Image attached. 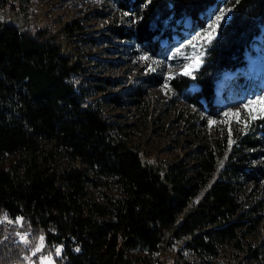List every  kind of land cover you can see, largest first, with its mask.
<instances>
[{"label": "trees", "instance_id": "16d2710c", "mask_svg": "<svg viewBox=\"0 0 264 264\" xmlns=\"http://www.w3.org/2000/svg\"><path fill=\"white\" fill-rule=\"evenodd\" d=\"M116 2L127 21L109 32L131 40L136 51L161 56L170 47L162 42L172 36L170 25L191 17L204 26L219 0ZM227 5L231 17L199 69L169 79L174 92L198 82L190 100H205L211 116L218 109L216 79L246 63L264 23V0ZM46 14L41 0H0V264H40L46 255L54 264L146 260L133 257V249L155 255L157 264H264V238L251 237L264 221V199L243 186L256 175L249 161L264 155V119L204 141L193 164L182 156L154 157L89 97L106 86L90 83L88 52L77 45L85 25L72 19L53 26ZM104 98L121 100L113 92ZM88 185L103 200L92 198ZM40 235L45 247L34 255Z\"/></svg>", "mask_w": 264, "mask_h": 264}, {"label": "rangeland", "instance_id": "374dc122", "mask_svg": "<svg viewBox=\"0 0 264 264\" xmlns=\"http://www.w3.org/2000/svg\"><path fill=\"white\" fill-rule=\"evenodd\" d=\"M41 1L42 10L47 13L45 18L51 25L60 26L72 19L85 25V33L77 36V45L88 52L83 60L87 74L94 76L90 83L106 86V89L99 90L94 87V93L89 97L100 100L102 107L127 132L130 142L154 157L176 159L182 156L193 164L203 155L201 150L204 141L244 128L251 117L243 105L264 95V72H253L247 57L250 54L251 58H264V40L259 41L257 37H254L251 47L246 51V63L228 72H221V77L216 79L215 86L217 89L220 87L221 93L215 92L214 104L218 109L214 116L209 115L205 100H202L201 105L190 100V94L200 90L198 83L192 82L183 92H174L170 86L169 79L183 74L185 66L192 64L201 52L203 61L208 45L201 47L200 42L193 38L196 33H203L221 10H229L226 11L227 19L222 23L230 19L232 9L227 5V0H219L210 6L204 15L205 24L202 27L191 26L189 17L170 25L172 36L164 37L162 42L164 45L172 42L161 56L136 51L131 40H122L109 32L111 25L127 21L116 0ZM217 31L219 34V29ZM189 41L198 46L191 47ZM151 74L157 76L154 79L156 81L147 79ZM106 78L111 79V82H107ZM139 90L141 94H138ZM112 92L120 96V103L105 100V95ZM237 110L239 117L232 115ZM13 159V156H9L6 162ZM249 166L256 175L243 180L244 189L264 199V155L259 152L258 159L250 160ZM88 188L92 198L103 200L97 189L90 185ZM105 190L117 193L108 187ZM251 237L256 242L264 238V221ZM130 254L133 257L146 256V260H139L137 264H157L156 256L145 250L133 249Z\"/></svg>", "mask_w": 264, "mask_h": 264}, {"label": "snow or ice", "instance_id": "6c2138e0", "mask_svg": "<svg viewBox=\"0 0 264 264\" xmlns=\"http://www.w3.org/2000/svg\"><path fill=\"white\" fill-rule=\"evenodd\" d=\"M147 2H151V0H147ZM226 11L229 10H221L219 15L215 17L214 20L207 26V29L204 30L203 33H196V36L193 38L194 41H199L201 47L211 45L213 41L216 39L218 35V29L220 28L221 24L223 21L227 19L226 16ZM127 15V13H126ZM210 29V31L208 30ZM189 45L193 48H196L198 45L194 43L193 41H189ZM179 51V50H178ZM203 55V52L200 53V56ZM200 56H197L194 60V62L190 65L185 66V70L183 72L184 75L186 76H192L193 70L198 69L199 66L202 64V59ZM142 59H147V57H142ZM194 78V77H193ZM245 109H248L249 116L251 117L252 120L255 119H264V95L258 96L255 99L249 100L246 104L243 105ZM225 115H229V113H225ZM233 116L239 117L240 113L239 110L236 112L232 113ZM18 221H22L23 218H17ZM20 239L25 243L28 244L29 241L27 239V235H22ZM45 237L43 235H40L38 237V243L35 245V252L33 253L34 255L36 253L41 252L44 247H45ZM56 254L59 256L61 252L60 247H56L55 249ZM41 264H54V261L50 256H42L41 257Z\"/></svg>", "mask_w": 264, "mask_h": 264}, {"label": "bare ground", "instance_id": "6f19581e", "mask_svg": "<svg viewBox=\"0 0 264 264\" xmlns=\"http://www.w3.org/2000/svg\"><path fill=\"white\" fill-rule=\"evenodd\" d=\"M263 30L264 26H262V31L261 33L256 36L259 41L264 40L262 38L263 36ZM247 55V54H246ZM250 55V54H249ZM247 55L248 59L250 60V69L254 72H264V58H251V56ZM223 74V73H222ZM221 77V76H220Z\"/></svg>", "mask_w": 264, "mask_h": 264}, {"label": "water", "instance_id": "95a60500", "mask_svg": "<svg viewBox=\"0 0 264 264\" xmlns=\"http://www.w3.org/2000/svg\"><path fill=\"white\" fill-rule=\"evenodd\" d=\"M264 32V31H263Z\"/></svg>", "mask_w": 264, "mask_h": 264}]
</instances>
